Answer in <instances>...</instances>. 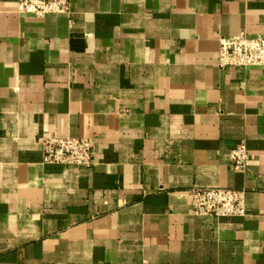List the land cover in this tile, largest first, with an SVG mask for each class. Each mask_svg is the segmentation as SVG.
I'll use <instances>...</instances> for the list:
<instances>
[{
    "label": "crops",
    "instance_id": "0c3cea01",
    "mask_svg": "<svg viewBox=\"0 0 264 264\" xmlns=\"http://www.w3.org/2000/svg\"><path fill=\"white\" fill-rule=\"evenodd\" d=\"M243 33L264 0H0V264H264V67H220ZM52 137L94 165L44 163ZM196 187L245 214L195 216Z\"/></svg>",
    "mask_w": 264,
    "mask_h": 264
},
{
    "label": "built area",
    "instance_id": "2783aa9c",
    "mask_svg": "<svg viewBox=\"0 0 264 264\" xmlns=\"http://www.w3.org/2000/svg\"><path fill=\"white\" fill-rule=\"evenodd\" d=\"M72 0H19V13L45 18L69 14ZM220 67H264V36L255 39L245 33L235 40H222ZM44 163L66 167H91L95 160V146L91 140L79 138L43 139ZM251 159L246 146H239L229 155V161L238 171H244ZM189 195L195 216L232 218L243 216L245 208L242 193L229 189L193 188Z\"/></svg>",
    "mask_w": 264,
    "mask_h": 264
}]
</instances>
